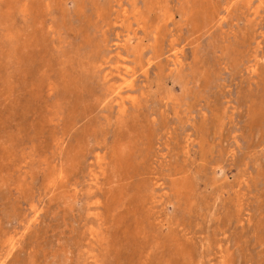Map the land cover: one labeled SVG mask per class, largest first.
I'll return each mask as SVG.
<instances>
[{"label":"rangeland","instance_id":"374dc122","mask_svg":"<svg viewBox=\"0 0 264 264\" xmlns=\"http://www.w3.org/2000/svg\"><path fill=\"white\" fill-rule=\"evenodd\" d=\"M0 264H264V0H0Z\"/></svg>","mask_w":264,"mask_h":264},{"label":"bare ground","instance_id":"6f19581e","mask_svg":"<svg viewBox=\"0 0 264 264\" xmlns=\"http://www.w3.org/2000/svg\"><path fill=\"white\" fill-rule=\"evenodd\" d=\"M210 114V113H209ZM35 120V119H34ZM39 125V124H38ZM44 127V126H43ZM30 129V128H29ZM38 134V133H37ZM8 148V147H7ZM10 148V147H9ZM66 179V178H65ZM52 181V180H51Z\"/></svg>","mask_w":264,"mask_h":264}]
</instances>
